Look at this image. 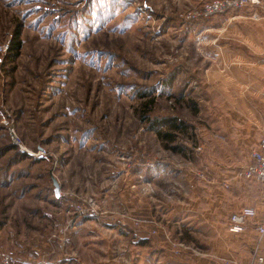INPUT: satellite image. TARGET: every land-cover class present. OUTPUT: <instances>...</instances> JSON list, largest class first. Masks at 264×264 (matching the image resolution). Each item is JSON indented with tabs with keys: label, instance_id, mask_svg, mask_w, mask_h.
Segmentation results:
<instances>
[{
	"label": "rangeland",
	"instance_id": "obj_1",
	"mask_svg": "<svg viewBox=\"0 0 264 264\" xmlns=\"http://www.w3.org/2000/svg\"><path fill=\"white\" fill-rule=\"evenodd\" d=\"M206 1L0 0V48L17 31L22 40L17 56L0 50L3 251L26 250L36 264L37 244L59 242L86 264L108 257L174 264L182 251L203 248L207 228L195 217L160 215L173 256L151 257V247L119 234L114 213L127 215L120 201L127 190L144 207L160 200L168 209L182 181L154 185L151 167L159 165L157 177H180L169 167L199 166L191 171L199 177L215 147L221 161L231 156L241 166L231 185H250L234 178L264 132V18L237 10L207 22L187 19ZM164 117L188 127L170 144L178 152L151 130ZM143 168H150L147 181ZM80 198L93 199L104 215L71 223ZM59 264L78 263L67 256Z\"/></svg>",
	"mask_w": 264,
	"mask_h": 264
},
{
	"label": "crops",
	"instance_id": "obj_2",
	"mask_svg": "<svg viewBox=\"0 0 264 264\" xmlns=\"http://www.w3.org/2000/svg\"><path fill=\"white\" fill-rule=\"evenodd\" d=\"M154 135L162 142L156 132H154ZM202 147L206 150L204 151V154L210 150V148H205V145ZM202 147H199L198 149L202 150ZM212 151L215 152V157L212 158V161L204 163V167H201L203 170L201 171V174H199V177L196 176L197 172L191 173L192 170H199V166L191 167L186 164L184 166L186 167V170L184 171L185 173L182 172L185 168L181 165L175 168L172 166L169 167L175 171V173L180 175V177H157V173L160 172L158 170L160 167L159 165L152 166V184L163 185L164 183L171 181L170 178H179L182 181L183 186L187 187V194L186 191H184L185 195L183 194L182 191L184 188L182 184L178 182L179 186L183 190H181L180 187H177V201L172 206L167 205L168 209H161L162 207H165L164 201L163 203L162 201L157 200L158 203L151 204V208L150 205L144 207L138 204V196L135 197L133 194L131 195L127 190L120 196V201H122L121 205L123 208L127 209V215L117 212L114 213L117 217L114 219L117 222L115 227H117L116 229H119V232H121L119 234L124 237L125 235H128L125 238H128L127 240H130L132 244L139 246V249L151 247V249L156 251L155 254H153V251L151 252V257L157 255L158 251H163L165 254L169 250L166 255L172 259L171 257L173 254L171 246L167 240V238H171V232L168 226L165 225L166 223L163 222V219L159 220L165 225L163 227L161 224L156 222V219H160V215L166 216L167 218L178 217L179 219L181 216L185 218L188 216H190L189 218L195 217L201 227L207 228L208 237H206L205 244L202 249H199L200 252L198 251L195 253L182 251L179 255L181 257L175 260L174 264H221V262L225 260L236 262L237 264H250L253 249L256 244L255 227H249L246 231L240 234H231L227 229V218L229 217V214L240 211L243 208L258 207L260 204L258 189L255 186L238 182L233 183L229 189L223 188L221 186V182H231L234 177L233 174L236 172L235 170L241 166H239L240 164L236 163L231 156V158L229 157L226 161H221L217 155L219 151L218 147L213 148ZM149 170L150 168H147V170L143 168L139 171H146V175H148ZM148 177L149 175L144 176V181H147L149 179ZM175 182L176 181L173 183ZM175 185L178 186L176 183ZM156 196L160 197V195ZM166 199L169 201L170 197H167ZM166 209L167 211H165ZM79 221L81 220H78L77 223ZM172 227L177 228L176 226ZM155 232H157V234H159V232L161 233L158 235L159 237L154 236ZM165 234H167L166 238ZM161 237L164 241L166 240V244L163 243ZM154 239L157 240V243H155ZM68 245H70V243H68ZM261 246L264 247V239L262 240ZM36 247L37 250L35 249V255L33 256L36 264H59L61 260L67 256L75 259L78 264H86L85 261L74 254V252L72 256L65 254L64 246H61L59 242L54 243L53 245L45 243V246L44 244H37ZM42 247L45 248L46 252H41ZM3 248H0L1 255H10L14 259L17 258L21 261L31 263L30 254L27 255L23 252L26 250L11 249V251H3ZM98 264L120 263L116 260V258L108 257L106 260H103Z\"/></svg>",
	"mask_w": 264,
	"mask_h": 264
},
{
	"label": "built area",
	"instance_id": "obj_3",
	"mask_svg": "<svg viewBox=\"0 0 264 264\" xmlns=\"http://www.w3.org/2000/svg\"><path fill=\"white\" fill-rule=\"evenodd\" d=\"M244 10L251 13L250 19L260 21L264 18V0H208L198 10L190 13L187 19L190 21L207 20L228 14L232 11ZM9 45L1 47V51L8 50ZM13 141L20 144L18 135L11 132ZM201 150V149H199ZM235 181L254 183L259 186L258 207H246L240 211L229 214L227 218V229L231 234H240L249 227H255L256 244L252 253L250 264H264V247L261 246L264 239V132L262 133L256 147L250 151L248 163L235 174ZM223 186L229 189L231 182H225ZM71 223L82 217H98L104 215L103 210L93 199L80 198L73 206ZM183 247V245H180ZM0 264H32L27 261H18L10 255L0 254ZM221 264H237L232 261H222Z\"/></svg>",
	"mask_w": 264,
	"mask_h": 264
},
{
	"label": "trees",
	"instance_id": "obj_4",
	"mask_svg": "<svg viewBox=\"0 0 264 264\" xmlns=\"http://www.w3.org/2000/svg\"><path fill=\"white\" fill-rule=\"evenodd\" d=\"M200 21L207 22V20L206 21L200 20ZM200 21H195V22H200ZM21 49H22L21 32L17 31L7 51H9L11 55L13 54L14 56H17L20 53ZM163 127H169L171 130H173V132H166V133L162 132L161 130L163 129ZM185 128H188L185 125V123L182 120L180 121L178 118H175V117L174 118H169V117L155 118L151 122V130L153 132H156L162 141L167 142L165 144V148L171 151H177V152L179 151V148L175 146H171L170 144L174 142L178 132L181 130L183 131ZM249 184L257 187L258 195H259V190H260L259 186L254 183H249ZM259 203H260V200H259Z\"/></svg>",
	"mask_w": 264,
	"mask_h": 264
},
{
	"label": "water",
	"instance_id": "obj_5",
	"mask_svg": "<svg viewBox=\"0 0 264 264\" xmlns=\"http://www.w3.org/2000/svg\"><path fill=\"white\" fill-rule=\"evenodd\" d=\"M53 184L55 187L54 193H55V197L56 198H60L61 197V186L59 184V182L54 178L53 179Z\"/></svg>",
	"mask_w": 264,
	"mask_h": 264
}]
</instances>
